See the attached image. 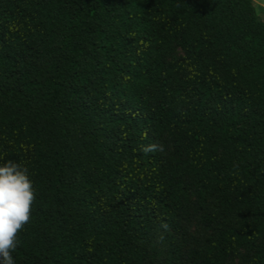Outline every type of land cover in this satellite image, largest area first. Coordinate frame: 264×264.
I'll use <instances>...</instances> for the list:
<instances>
[{"label": "trees", "instance_id": "1", "mask_svg": "<svg viewBox=\"0 0 264 264\" xmlns=\"http://www.w3.org/2000/svg\"><path fill=\"white\" fill-rule=\"evenodd\" d=\"M9 160L35 192L16 264H228L242 248V264H264L254 0H0ZM192 194L218 229L186 262ZM159 229L168 250L155 259Z\"/></svg>", "mask_w": 264, "mask_h": 264}, {"label": "clouds", "instance_id": "2", "mask_svg": "<svg viewBox=\"0 0 264 264\" xmlns=\"http://www.w3.org/2000/svg\"><path fill=\"white\" fill-rule=\"evenodd\" d=\"M154 149L150 145L143 150ZM34 200L27 167L11 160L0 165V264H16L12 253L19 243L18 233L30 221Z\"/></svg>", "mask_w": 264, "mask_h": 264}, {"label": "rangeland", "instance_id": "3", "mask_svg": "<svg viewBox=\"0 0 264 264\" xmlns=\"http://www.w3.org/2000/svg\"><path fill=\"white\" fill-rule=\"evenodd\" d=\"M254 2L258 14L264 20V0H254ZM187 209V212L181 220L184 231L183 233L177 234L186 257V262L189 261L194 251H201L204 248L208 240L218 229L216 223L206 222L202 219L205 210H202L196 204V197L194 194L190 197ZM146 242L149 252L155 259L162 258L168 250L167 242L164 239V231L160 229L156 230ZM245 254L246 249H240L236 255L229 259L228 264H242Z\"/></svg>", "mask_w": 264, "mask_h": 264}]
</instances>
